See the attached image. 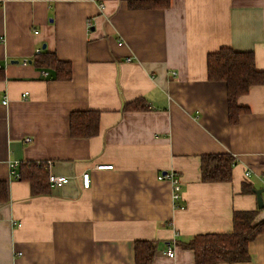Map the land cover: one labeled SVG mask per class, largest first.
Returning a JSON list of instances; mask_svg holds the SVG:
<instances>
[{"label":"crops","instance_id":"1","mask_svg":"<svg viewBox=\"0 0 264 264\" xmlns=\"http://www.w3.org/2000/svg\"><path fill=\"white\" fill-rule=\"evenodd\" d=\"M129 1L0 0V181L9 188L0 264H135L137 241L157 242L153 264H195L184 243L231 233L236 211L259 209L264 85L239 99L248 112L231 125L227 86L209 81L207 58L222 48L253 52L264 71V0H171L155 10ZM38 50L70 62L72 79L37 68ZM140 99L148 109L124 110ZM75 111L100 112V134L72 137ZM208 154L234 157L230 182L202 181ZM27 161L50 163V175L70 182L34 196L11 175L12 163L18 172ZM170 171L184 182L183 209L158 180ZM249 253L234 264H264V234Z\"/></svg>","mask_w":264,"mask_h":264},{"label":"trees","instance_id":"2","mask_svg":"<svg viewBox=\"0 0 264 264\" xmlns=\"http://www.w3.org/2000/svg\"><path fill=\"white\" fill-rule=\"evenodd\" d=\"M131 10L167 9L171 0H130ZM39 69L50 70L55 79L69 81L72 79V64L62 61L53 52L40 51L34 58ZM208 79L211 82H223L227 86L229 122L236 125L240 117L248 112L240 106L239 99L246 95L253 86L264 85V71L256 67L253 52H237L222 48L211 53L207 58ZM49 74V73H48ZM49 76V75H48ZM5 79V71L0 67V81ZM148 109L145 100L140 99L125 104L126 111ZM101 113L95 111H75L70 114L69 125L72 137L91 138L100 134ZM235 159L230 154H208L201 158V178L205 183H227L231 181ZM20 179L30 183L34 196L50 193L49 166L46 162H22L19 165ZM244 193H252L250 186H244ZM9 200V188L6 181H0V203ZM256 211H236L233 214L231 233L205 234L194 236L183 244L195 255V264H221L249 262V244L259 235L264 234V219L258 220ZM158 249L157 242L137 241L135 244V264H153Z\"/></svg>","mask_w":264,"mask_h":264},{"label":"built area","instance_id":"3","mask_svg":"<svg viewBox=\"0 0 264 264\" xmlns=\"http://www.w3.org/2000/svg\"><path fill=\"white\" fill-rule=\"evenodd\" d=\"M122 45V43H120ZM38 53H40V50H38ZM42 75L44 77H48V72H43ZM7 100H5L4 104H7ZM31 139L27 138L26 142H30ZM50 163H48V166ZM18 166L17 162H14L11 164V175L13 178H17L19 176L18 172L16 171V167ZM113 165H102L98 166V169L103 170V169H113ZM246 177L250 176V172H246L245 174ZM263 178H264V172H263ZM158 180L160 181H169L172 185V199L174 202V206L176 209H183L184 205L182 204L183 200V187H184V182L182 181L181 177L175 172V171H170L166 172L165 174H161L158 176ZM49 182L50 186L53 189H60L64 187L66 184L70 182V178L65 177V176H55V175H49ZM82 182L83 186L85 189H88L91 184V177L89 173H85L82 176ZM16 224V223H14ZM17 226H21L20 223ZM167 256L170 258H174L175 253L174 250L171 246H169L167 250Z\"/></svg>","mask_w":264,"mask_h":264},{"label":"water","instance_id":"4","mask_svg":"<svg viewBox=\"0 0 264 264\" xmlns=\"http://www.w3.org/2000/svg\"><path fill=\"white\" fill-rule=\"evenodd\" d=\"M263 192H264V189L255 191L259 209L264 208V200L262 196Z\"/></svg>","mask_w":264,"mask_h":264}]
</instances>
